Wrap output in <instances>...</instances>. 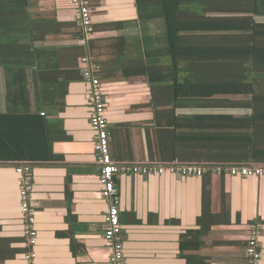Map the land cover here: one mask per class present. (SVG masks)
<instances>
[{"label":"crops","instance_id":"1","mask_svg":"<svg viewBox=\"0 0 264 264\" xmlns=\"http://www.w3.org/2000/svg\"><path fill=\"white\" fill-rule=\"evenodd\" d=\"M91 8L94 32L86 45L80 43L83 35L73 0H29L25 7L13 9V17L21 12L23 18L0 21V40L15 41L18 47L20 43L22 50L34 54V64L24 69L27 99L19 94L24 86L13 83L15 70L0 65V113L28 109L40 113L52 144L50 161L28 162L33 166L31 208L38 233L30 249L34 264H112V249L105 239L110 203L102 196L89 85L78 71L88 55L105 94L115 163L207 169L202 177L118 178L127 264H247L252 227L261 232L264 264V177L217 174L215 168L232 163H224L226 157L216 148L201 142L194 145L191 137H184L187 118L253 116L248 106H237L250 97H214L236 103L229 107H197L190 101L192 106L176 107L172 91L161 87L168 83L167 74L160 75L165 77L160 80L152 73L173 60L167 52L169 32L162 0H91ZM37 53L43 86L37 78ZM142 70L148 72L141 75ZM176 121L181 124L178 129ZM262 129L264 138V125ZM258 148L264 149V144ZM15 166H0V238L10 241L12 248L25 250ZM199 231L207 232L200 235ZM197 240L200 246L191 248L189 242L196 245ZM25 255L18 253L0 264H28Z\"/></svg>","mask_w":264,"mask_h":264},{"label":"trees","instance_id":"2","mask_svg":"<svg viewBox=\"0 0 264 264\" xmlns=\"http://www.w3.org/2000/svg\"><path fill=\"white\" fill-rule=\"evenodd\" d=\"M28 2L0 0V21L23 18L21 12L13 17V9L19 10ZM162 3L169 32L167 52L173 60L150 71L158 76L167 74L168 83L161 87L172 91L175 106L188 107L193 102L197 107H229L236 103L214 97L239 95L249 96L250 100L240 101L237 106H248L253 111V116L243 119L187 118L184 127L188 132H184V137H191L194 145L201 142L208 148H216L218 154L226 157L224 163L264 165V149L258 148L264 144V0H162ZM17 23L13 22L12 26ZM19 46L15 41L1 39L0 65L15 70L13 83L24 86L19 94L27 99L28 75L24 69L34 64V54L31 50H22L20 43ZM79 49V56L84 55L83 48ZM35 58L38 59L37 78L43 86L45 77L39 53ZM78 71L82 75V69ZM175 124L177 129L181 125L179 121ZM177 129L176 139H179L182 136ZM52 158L47 121L40 113L29 109L0 113V166L41 163ZM199 232L201 235L207 231ZM201 243L197 240L196 245L194 241L189 245L197 248ZM30 249L12 248L10 241L0 238V263L14 259L18 253H29Z\"/></svg>","mask_w":264,"mask_h":264},{"label":"built area","instance_id":"3","mask_svg":"<svg viewBox=\"0 0 264 264\" xmlns=\"http://www.w3.org/2000/svg\"><path fill=\"white\" fill-rule=\"evenodd\" d=\"M78 24L82 31L81 44L86 45L94 32L91 0H73ZM82 75L84 81L89 85L90 105L92 107L91 126L95 135V151L100 166V182L102 185V196L110 203L106 214L105 239L112 249V264H127L124 245L121 240L122 226L120 223L119 189L117 180L122 175L138 176H164L175 175L178 177H202L207 169L198 165H152L133 163L118 165L112 159L109 146V123L106 116V101L102 83L96 74V66L88 55L83 60ZM19 176L21 213L23 215L24 236L27 245L33 248L36 245L37 230L35 228V216L31 208V197L33 192V166L31 163H19L15 166ZM217 174H227L232 177H264V165L238 166L228 165L214 169ZM261 232L257 227H252L247 241V264H262V253L260 245ZM25 259L28 264H34L35 254L33 251L26 253Z\"/></svg>","mask_w":264,"mask_h":264},{"label":"rangeland","instance_id":"4","mask_svg":"<svg viewBox=\"0 0 264 264\" xmlns=\"http://www.w3.org/2000/svg\"><path fill=\"white\" fill-rule=\"evenodd\" d=\"M240 99H246V98H249V96H239Z\"/></svg>","mask_w":264,"mask_h":264}]
</instances>
